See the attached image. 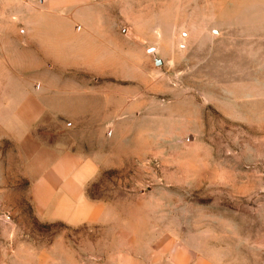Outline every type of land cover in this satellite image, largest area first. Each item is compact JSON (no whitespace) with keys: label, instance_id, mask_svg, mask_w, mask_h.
Masks as SVG:
<instances>
[{"label":"rangeland","instance_id":"374dc122","mask_svg":"<svg viewBox=\"0 0 264 264\" xmlns=\"http://www.w3.org/2000/svg\"><path fill=\"white\" fill-rule=\"evenodd\" d=\"M17 1L0 0V264H21L35 252L26 247L53 237L82 252L89 233L42 221L30 202L50 150L89 147L55 122L23 146L11 137L19 123L5 94L19 63L4 34L18 32ZM155 14L157 40L140 42V61L126 57L119 75L134 79L125 93L136 115L118 136L132 154L86 192L121 213L134 242L170 244L186 264H264V0H157ZM42 142L49 152L35 153Z\"/></svg>","mask_w":264,"mask_h":264},{"label":"crops","instance_id":"0c3cea01","mask_svg":"<svg viewBox=\"0 0 264 264\" xmlns=\"http://www.w3.org/2000/svg\"><path fill=\"white\" fill-rule=\"evenodd\" d=\"M156 1L18 0L13 6L18 3L20 10L18 32L4 34V41L11 43L6 50L19 63L11 67L16 81L5 94L19 123L11 137L23 146L34 127L45 133L55 122L67 131L66 137L82 133L83 145L89 147L61 150L58 145L47 149L52 155L42 142L34 152L49 155L41 160L30 186V202L39 219L89 231L82 252L74 241L53 237L26 247L35 252L21 264H186L173 257L170 244L134 242L130 230L117 221L121 213L85 189L100 170L118 168L124 155L132 154L118 136L122 124L136 115L133 94L125 93L133 89L134 79L126 78L130 81L125 85L119 75L128 73L126 57L140 61V42L157 40ZM28 77H34L35 84L24 81ZM109 143L115 145L113 150ZM95 230L99 232L94 238Z\"/></svg>","mask_w":264,"mask_h":264},{"label":"water","instance_id":"95a60500","mask_svg":"<svg viewBox=\"0 0 264 264\" xmlns=\"http://www.w3.org/2000/svg\"><path fill=\"white\" fill-rule=\"evenodd\" d=\"M157 63H161V60L157 61Z\"/></svg>","mask_w":264,"mask_h":264}]
</instances>
